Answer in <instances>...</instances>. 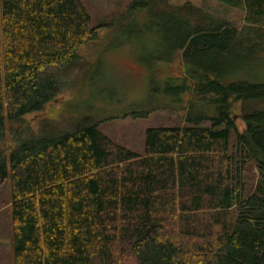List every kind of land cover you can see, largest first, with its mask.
Returning a JSON list of instances; mask_svg holds the SVG:
<instances>
[{"label":"trees","instance_id":"1","mask_svg":"<svg viewBox=\"0 0 264 264\" xmlns=\"http://www.w3.org/2000/svg\"><path fill=\"white\" fill-rule=\"evenodd\" d=\"M215 1L244 24L168 0L129 6L158 18V32L163 23L184 70L164 90L184 124L148 128L139 154L100 121L55 133L25 120L57 101L69 87L57 77L113 25L92 26L80 0H0V188L10 181L14 264H264V0Z\"/></svg>","mask_w":264,"mask_h":264},{"label":"rangeland","instance_id":"2","mask_svg":"<svg viewBox=\"0 0 264 264\" xmlns=\"http://www.w3.org/2000/svg\"><path fill=\"white\" fill-rule=\"evenodd\" d=\"M132 1H83L96 18L95 26L103 22L113 26L100 30L99 39L82 48L85 59L71 74L69 87L59 94L57 101L47 105L42 112L25 118L37 132L45 121L55 133L69 131L86 119L100 121L101 131L113 142L142 154L148 128L184 124L185 111L171 105L170 97L164 92L168 77L183 76L181 54L173 51L171 55L175 42L167 40L163 23L158 32V18L150 16L146 8L129 10ZM168 2L172 6L199 8L214 19L234 24L237 29L244 24V12L215 0ZM176 42L179 44L180 40ZM101 43L103 47L99 48ZM99 50L103 57L96 60L98 65H93L92 60ZM169 59H172L171 63H166ZM255 68L264 75V63ZM229 82L233 81L229 79L225 83ZM183 99L190 102L191 97L185 95ZM231 108L239 131H243L245 124L239 118V103H233ZM7 138L10 141L9 132ZM252 173L255 171L250 172L249 181L254 184L257 175L252 176ZM9 182L0 188V264H14Z\"/></svg>","mask_w":264,"mask_h":264},{"label":"crops","instance_id":"3","mask_svg":"<svg viewBox=\"0 0 264 264\" xmlns=\"http://www.w3.org/2000/svg\"><path fill=\"white\" fill-rule=\"evenodd\" d=\"M80 1L83 3L84 0H80ZM84 4H85V3H84ZM84 4H83V5H84ZM84 6H85V5H84ZM85 8H86V6H85ZM86 10H87L88 13L90 14L91 18L94 17V18L92 19V26H93V25L95 26L96 23H95L94 21H96V18H95V16H93L92 10H91V9L88 10L87 8H86ZM98 22H99V21H98ZM106 23H107V22H106ZM106 23L103 22V24H106ZM107 24H108V23H107ZM106 29H107V28H106ZM110 29H111V28H110ZM97 39H99V36H98ZM97 39H96V40H97ZM96 40H95V41H96ZM95 41H94V42H95ZM85 47H87V46L85 45V46L81 47V49H80L79 52H78V60H79V61L77 60L78 62H75V63L77 64V67L80 66L81 63H83V61H84V59H85V58H82V57H83L82 48H85ZM101 47H103V44H102V43L100 44V47H99V48H101ZM102 57H103V53L100 52V50H99V52H98V54L95 56L94 60H92V64H93V65H96V64L98 65L99 63H98L97 61H99V59L102 58ZM96 60H97V61H96ZM75 70H76V69H75ZM75 70L73 69V70H71V72H70V71H67V72H65V73H62L63 76H59V77L56 76V77H57V78H60V79H62V80H69V78L72 79V78H73L72 75L75 73ZM84 73H85V71H84ZM71 74H72V75H71Z\"/></svg>","mask_w":264,"mask_h":264}]
</instances>
